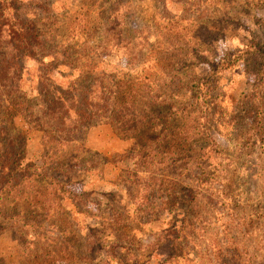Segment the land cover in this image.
<instances>
[{
    "label": "rangeland",
    "instance_id": "obj_1",
    "mask_svg": "<svg viewBox=\"0 0 264 264\" xmlns=\"http://www.w3.org/2000/svg\"><path fill=\"white\" fill-rule=\"evenodd\" d=\"M14 2L31 18L53 14L54 29L72 23L94 71L132 80L130 109L155 125L133 139L97 124L58 147L17 114L22 166L60 171L0 184V264H264V0ZM112 6L118 18L101 21ZM76 66L73 78L91 67ZM35 68L28 60L27 97Z\"/></svg>",
    "mask_w": 264,
    "mask_h": 264
},
{
    "label": "trees",
    "instance_id": "obj_2",
    "mask_svg": "<svg viewBox=\"0 0 264 264\" xmlns=\"http://www.w3.org/2000/svg\"><path fill=\"white\" fill-rule=\"evenodd\" d=\"M16 5L14 0H0V184L5 190L8 188V192L28 180L41 183L47 178L57 179L56 171H60L57 166L47 167L45 162L22 166L26 138L13 126L17 114L25 115L32 131H40L43 138L52 143L49 145L58 147L71 143L78 134L97 124H109L127 133L124 138L133 139L145 126L153 128L155 125L154 120L130 109L140 96L132 80L111 79L94 71L96 60L90 53L84 54L91 48L89 38L79 43L72 23L69 26L63 23L54 29L56 18L50 12L40 19L31 18ZM112 7L106 19L99 18L101 21L118 18L115 6ZM67 31L72 32L70 36L65 34ZM60 34L63 35L58 40ZM109 38L101 43L108 44ZM114 43L119 44L116 40ZM140 56L138 52L128 61L139 62ZM28 60L35 62L37 72L31 86L32 97L21 91V83L28 75ZM80 61L91 67L73 78V70ZM59 76L69 81L59 83ZM169 118L164 120L163 131L167 130ZM165 136L170 137V133ZM155 143V137H146L145 142L139 144L138 153H143L145 158L154 155ZM68 163L59 162L61 170L67 168Z\"/></svg>",
    "mask_w": 264,
    "mask_h": 264
}]
</instances>
